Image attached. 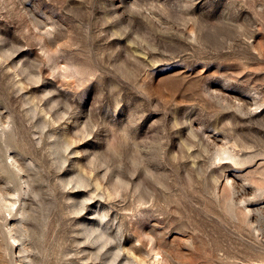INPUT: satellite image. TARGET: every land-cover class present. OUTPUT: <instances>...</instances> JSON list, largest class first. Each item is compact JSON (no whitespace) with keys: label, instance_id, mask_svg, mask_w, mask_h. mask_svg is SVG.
Wrapping results in <instances>:
<instances>
[{"label":"rangeland","instance_id":"1","mask_svg":"<svg viewBox=\"0 0 264 264\" xmlns=\"http://www.w3.org/2000/svg\"><path fill=\"white\" fill-rule=\"evenodd\" d=\"M0 264H264V0H0Z\"/></svg>","mask_w":264,"mask_h":264}]
</instances>
